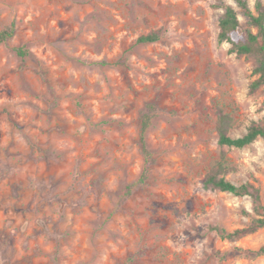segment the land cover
<instances>
[{"label":"rangeland","instance_id":"374dc122","mask_svg":"<svg viewBox=\"0 0 264 264\" xmlns=\"http://www.w3.org/2000/svg\"><path fill=\"white\" fill-rule=\"evenodd\" d=\"M224 4L250 26L237 0H0V264H264V227L218 230L248 225L251 198L204 185L225 155L264 203V139L218 143L219 109L233 136L264 118L255 57L218 39ZM149 100L156 162L121 203Z\"/></svg>","mask_w":264,"mask_h":264},{"label":"trees","instance_id":"16d2710c","mask_svg":"<svg viewBox=\"0 0 264 264\" xmlns=\"http://www.w3.org/2000/svg\"><path fill=\"white\" fill-rule=\"evenodd\" d=\"M238 5L242 8L243 15L247 18L250 26H246L239 17L236 7L232 4L223 5V13L219 18L218 39L220 42L231 44L230 51L238 56H253L257 64L254 67L256 78L251 84L252 91L258 90L264 85V0H257L254 8L251 7L249 0H237ZM15 23L4 27L0 30V44L8 41L15 35ZM159 39L157 33L151 32L139 36V42H154ZM18 54L25 56L27 51L23 48L16 49ZM101 64H109L107 61ZM161 106L156 100L146 101L142 108L140 120V141L141 150L144 155L145 165L141 176L138 180L129 183L120 202L124 203L134 192L136 188L143 185L148 177L151 166L156 162L153 152L150 149L146 134L153 124L154 118L160 113ZM232 117L223 109L218 111L217 132L218 143L221 146L244 148L253 144L259 138L264 139V118L251 121L246 132L240 136H233L230 133ZM227 158L222 155L220 160L210 169L204 179V185L207 188H215L221 191L230 192L237 196H249L253 203L255 216L251 222L243 227L233 230L219 228L223 238L239 239L249 233L256 232L259 228L264 227V203L262 201L261 190L251 182L236 184L226 177L230 170ZM248 215L250 213L246 211ZM258 253H264V244L258 249Z\"/></svg>","mask_w":264,"mask_h":264}]
</instances>
